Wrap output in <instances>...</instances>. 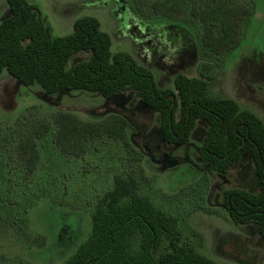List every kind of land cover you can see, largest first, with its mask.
Listing matches in <instances>:
<instances>
[{"label": "rangeland", "instance_id": "374dc122", "mask_svg": "<svg viewBox=\"0 0 264 264\" xmlns=\"http://www.w3.org/2000/svg\"><path fill=\"white\" fill-rule=\"evenodd\" d=\"M37 5L54 36L72 31L73 21L93 15L112 39V50H126L154 74L159 87L173 86L178 73L205 76L209 92L234 99L264 122V0H230L249 10L239 18L237 43L216 53L204 49L203 24L191 13L192 0L170 16L151 11L154 0H28ZM9 15L0 0V21ZM81 51L70 64L87 59ZM74 113L98 120L110 113L128 120L130 148L121 140L88 141L80 157L62 154L54 143L53 114ZM46 124L38 138L39 158L28 173L17 150L31 126ZM206 124L198 120L189 142L174 145L160 136L158 113L134 91L105 98L97 92L64 90L47 94L38 85H22L0 72V264L22 258L32 264H59L90 231L91 215L117 174L141 176L138 193L177 219L179 242L222 264H264V240L255 224L235 223L222 207L228 188L259 190L248 152L225 173L198 157ZM173 162V163H171ZM25 212V213H24ZM164 240L161 248L167 247Z\"/></svg>", "mask_w": 264, "mask_h": 264}, {"label": "trees", "instance_id": "16d2710c", "mask_svg": "<svg viewBox=\"0 0 264 264\" xmlns=\"http://www.w3.org/2000/svg\"><path fill=\"white\" fill-rule=\"evenodd\" d=\"M5 1L9 15L0 21V72L6 71L25 86L38 84L47 94L86 90L110 98L132 90L158 113L160 136L168 144H187L197 121L202 120L206 133L198 157L211 170L225 173L245 152L250 154L258 192L228 188L222 207L235 223L255 224L264 240V122L258 115L232 98L212 95L205 76L178 73L172 87H159L152 71L130 52L112 50L109 33L93 15L77 17L70 33L54 36L37 5L28 0ZM182 1L154 0L150 8L155 14L170 16ZM192 2L191 13L203 24L200 41L204 49L216 53L237 43L239 21L247 16V7L230 0ZM81 51L88 53L87 59L70 64L71 57ZM53 121L57 127L54 143L66 156H82L88 141L101 137L121 140L130 148L124 114L83 120L58 110ZM48 131L46 124L34 125L17 141L28 173L35 170L39 158L36 140ZM140 180L142 175L113 177L112 188L96 203L86 238L59 264H222L179 242L176 217L138 193ZM165 239L168 244L162 249ZM11 261L32 264L22 258Z\"/></svg>", "mask_w": 264, "mask_h": 264}, {"label": "water", "instance_id": "95a60500", "mask_svg": "<svg viewBox=\"0 0 264 264\" xmlns=\"http://www.w3.org/2000/svg\"><path fill=\"white\" fill-rule=\"evenodd\" d=\"M171 163H173V162H171Z\"/></svg>", "mask_w": 264, "mask_h": 264}]
</instances>
